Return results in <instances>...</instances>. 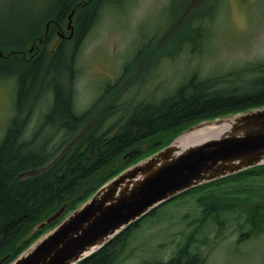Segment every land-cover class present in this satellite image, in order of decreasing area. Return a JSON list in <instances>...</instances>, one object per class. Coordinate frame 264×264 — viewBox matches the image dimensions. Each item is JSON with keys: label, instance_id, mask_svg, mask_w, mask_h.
<instances>
[{"label": "rangeland", "instance_id": "obj_1", "mask_svg": "<svg viewBox=\"0 0 264 264\" xmlns=\"http://www.w3.org/2000/svg\"><path fill=\"white\" fill-rule=\"evenodd\" d=\"M55 1L0 0V145L16 118L22 124V138L33 147L57 145L62 120H42L58 85L72 99L73 111L84 113L80 128H74L59 146L72 141L71 150L94 128L117 124L118 130V117L124 111L130 112L136 103L163 98L193 75L223 77L245 68L250 76L252 68L264 63V0H85L72 9L73 32L67 18L60 22L63 28L55 31L54 22L61 20H50ZM80 11L93 19L82 35ZM202 31L206 37L196 39ZM181 38L194 44L180 46ZM60 46L62 64L57 69L49 64ZM37 59L47 66L49 77L45 80L38 72L24 106L18 108V75ZM165 134L151 140L162 141L159 138H166ZM133 158L122 154L110 161L70 196V202L34 222L15 245L21 248L47 233L56 220L72 211L73 204L132 165ZM45 167L29 168L21 176L37 175ZM234 187H248L257 195L264 189V177L248 178ZM196 194L176 195L140 220L112 264H155L167 261L184 246L203 258L201 264H264V224L256 225L257 231L247 212L233 209L220 215L222 223L207 217L202 230L196 231L205 202L197 200ZM63 206L56 219L47 221ZM249 230L254 231L245 235ZM117 246L113 248L118 251ZM8 254L12 256L9 252L0 260Z\"/></svg>", "mask_w": 264, "mask_h": 264}, {"label": "trees", "instance_id": "obj_2", "mask_svg": "<svg viewBox=\"0 0 264 264\" xmlns=\"http://www.w3.org/2000/svg\"><path fill=\"white\" fill-rule=\"evenodd\" d=\"M103 1L107 3L116 0ZM70 3L71 0H61L58 4L54 3L53 8L58 7L64 11L71 5ZM82 9L86 10L85 7ZM82 13L78 14L79 35L85 32L93 20L87 13ZM60 19L57 22H66V18ZM195 37L204 39L206 32L202 31ZM180 40V46L185 42L189 45L194 44L187 38ZM61 53L60 46L52 56L49 65L53 64V67L57 66V69H60ZM172 53L173 51L167 52L168 55ZM46 67L44 68L40 59H37L31 66L21 69L17 86L18 108L24 106V98L28 96L38 72L39 76L42 75L47 80L49 72ZM245 71V68L235 69L223 77L198 78L197 75H193L163 98L136 103L130 112L124 111L118 117L120 121L118 130L117 124L107 128L101 127L102 129L94 128L71 150L72 141L64 148L62 147L63 149L59 146L66 142L74 128L77 130L80 128L77 126L81 125L79 123L83 121L84 113L74 112L70 96L63 92L59 85L55 86L52 90L54 97L51 107L42 123L51 118L62 120L60 121L62 133L57 145L48 148L49 145L44 143L42 146L33 147L32 143L29 144L28 140L22 138L23 129L18 118L14 120L13 126L6 132L0 145V256L9 252L12 254L3 264L9 263L31 243L21 248L15 245L17 239L26 233L34 222L52 213L64 202H70V196L78 191L94 173L129 149L140 150L133 158L135 163L169 144L182 130L202 120L264 106V63H259L252 68L250 76H247L250 71ZM43 94L45 96L46 92L43 91ZM121 95L124 96L123 93ZM160 133L169 134H165L166 138H159L162 140L160 146H154L155 140L151 139ZM145 144L147 147L144 148ZM58 152L59 154L55 156ZM52 156L55 157L51 159ZM38 166L46 167L34 176L20 175L22 171ZM259 176L264 177V164L198 185L181 193L198 192L194 195L197 200H205L202 205V217L196 220L198 223L196 231L202 230L207 217L222 223L220 215L233 209L247 212V220L251 222L252 228L258 231L256 225L264 224V189L258 190L259 194L254 195L252 189L234 187V185ZM232 181H235V184H230V187L228 184ZM103 183L95 186L94 191ZM219 186L222 187L219 188ZM89 197L88 195L82 198L81 203ZM81 203L73 204L74 207L71 210ZM71 204L69 203V206ZM58 221L60 219L54 223ZM138 224L139 222L132 223L102 248L76 264H112L120 254L122 243L132 232V228L134 229ZM253 231L249 230L245 235H250ZM115 246L118 247V251L113 248ZM202 260L201 256L192 254L189 248L184 246L180 247L167 261L160 260L153 263L201 264Z\"/></svg>", "mask_w": 264, "mask_h": 264}, {"label": "water", "instance_id": "obj_3", "mask_svg": "<svg viewBox=\"0 0 264 264\" xmlns=\"http://www.w3.org/2000/svg\"><path fill=\"white\" fill-rule=\"evenodd\" d=\"M72 15L73 11L68 16L71 32ZM180 137L185 145L177 143ZM139 152L134 148L125 155L133 157ZM261 164L264 106L202 120L102 184L8 264H76L168 199ZM63 208L47 221L56 219ZM9 257L4 256L0 262Z\"/></svg>", "mask_w": 264, "mask_h": 264}, {"label": "flooded vegetation", "instance_id": "obj_4", "mask_svg": "<svg viewBox=\"0 0 264 264\" xmlns=\"http://www.w3.org/2000/svg\"><path fill=\"white\" fill-rule=\"evenodd\" d=\"M61 1V0H56L55 1V3H59V2ZM84 1L85 0H71V5L70 6H68L67 7V9L66 10H64V11H61V9L60 8H58L57 7V9L56 8H53V10L51 11V12H49V13H51V15H53L52 17H50V20L52 19V20H57V19H60V18H67V16H68V13H70V11H72V9H73V7L76 5V4H78V6L80 5V2H82V3H84ZM82 5H80V7H81ZM77 7V6H76ZM54 25H55V31H57V32H59V30H61L62 28H63V25H61V24H59V23H56V22H54ZM21 175V174H20ZM29 175H31V174H29ZM28 175V176H29Z\"/></svg>", "mask_w": 264, "mask_h": 264}, {"label": "bare ground", "instance_id": "obj_5", "mask_svg": "<svg viewBox=\"0 0 264 264\" xmlns=\"http://www.w3.org/2000/svg\"><path fill=\"white\" fill-rule=\"evenodd\" d=\"M177 143H180V144H183V145H185L186 143H184V138L183 137H180L179 139H178V142Z\"/></svg>", "mask_w": 264, "mask_h": 264}]
</instances>
